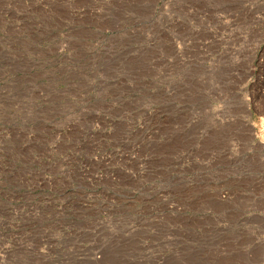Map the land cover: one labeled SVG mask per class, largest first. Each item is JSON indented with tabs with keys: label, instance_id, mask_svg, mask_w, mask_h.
<instances>
[{
	"label": "rangeland",
	"instance_id": "rangeland-1",
	"mask_svg": "<svg viewBox=\"0 0 264 264\" xmlns=\"http://www.w3.org/2000/svg\"><path fill=\"white\" fill-rule=\"evenodd\" d=\"M0 264H264V0H0Z\"/></svg>",
	"mask_w": 264,
	"mask_h": 264
}]
</instances>
